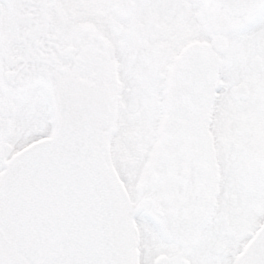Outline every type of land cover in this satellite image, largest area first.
<instances>
[{"label": "snow or ice", "instance_id": "6c2138e0", "mask_svg": "<svg viewBox=\"0 0 264 264\" xmlns=\"http://www.w3.org/2000/svg\"><path fill=\"white\" fill-rule=\"evenodd\" d=\"M0 264H264V0H0Z\"/></svg>", "mask_w": 264, "mask_h": 264}]
</instances>
